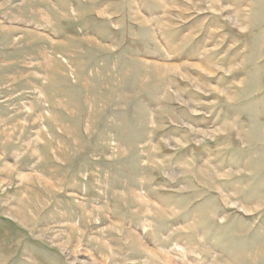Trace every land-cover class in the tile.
<instances>
[{"label": "rangeland", "instance_id": "374dc122", "mask_svg": "<svg viewBox=\"0 0 264 264\" xmlns=\"http://www.w3.org/2000/svg\"><path fill=\"white\" fill-rule=\"evenodd\" d=\"M0 264H264V0H0Z\"/></svg>", "mask_w": 264, "mask_h": 264}]
</instances>
